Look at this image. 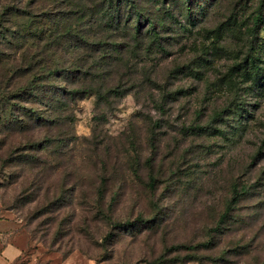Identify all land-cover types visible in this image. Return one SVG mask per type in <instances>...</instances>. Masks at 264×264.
<instances>
[{"label": "rangeland", "instance_id": "1", "mask_svg": "<svg viewBox=\"0 0 264 264\" xmlns=\"http://www.w3.org/2000/svg\"><path fill=\"white\" fill-rule=\"evenodd\" d=\"M64 1L77 36L54 56L81 74L54 83L87 92L41 152L59 164L45 186L22 185L20 160L0 169L15 264H264V0ZM231 178L246 191L214 245L177 247L210 238Z\"/></svg>", "mask_w": 264, "mask_h": 264}, {"label": "trees", "instance_id": "2", "mask_svg": "<svg viewBox=\"0 0 264 264\" xmlns=\"http://www.w3.org/2000/svg\"><path fill=\"white\" fill-rule=\"evenodd\" d=\"M108 1L112 13L117 12L124 2H128ZM61 2L65 1L0 0V169L4 170L13 161L20 160L21 177L24 178L21 183L30 190H39L40 186H45L49 169L58 171L59 164L49 162L41 152L61 139H70L69 134L63 131H68L67 125L72 124L71 111L65 110L64 106L74 103L77 95L87 92L86 87L67 89L64 83H54L56 74H81L69 62V57L61 60L54 56L56 46L70 44L77 36V29L71 20L66 16L58 17L59 12L55 7ZM134 18L137 20L134 26L137 29L141 16L135 13ZM259 20L257 14L253 26ZM114 21L112 17L111 22ZM83 46L87 49L85 44ZM80 69L82 73L87 72L84 67ZM61 91H66V94L62 96ZM15 152L20 154L13 158ZM66 176L62 171L60 182ZM227 181L231 198L226 200L228 203L224 211L209 229L210 238L189 246L178 244L177 247L182 245L197 250L214 245L213 235L220 232L230 217L232 205L246 191L245 184L238 185L232 178ZM144 221L137 217L135 220L119 221L114 226L127 227ZM20 259L21 256L15 263Z\"/></svg>", "mask_w": 264, "mask_h": 264}, {"label": "crops", "instance_id": "3", "mask_svg": "<svg viewBox=\"0 0 264 264\" xmlns=\"http://www.w3.org/2000/svg\"><path fill=\"white\" fill-rule=\"evenodd\" d=\"M21 253L20 246L10 236L0 232V264H15Z\"/></svg>", "mask_w": 264, "mask_h": 264}]
</instances>
